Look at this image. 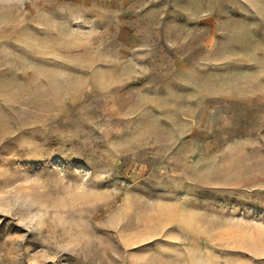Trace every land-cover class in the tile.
Instances as JSON below:
<instances>
[{"label":"rangeland","instance_id":"obj_1","mask_svg":"<svg viewBox=\"0 0 264 264\" xmlns=\"http://www.w3.org/2000/svg\"><path fill=\"white\" fill-rule=\"evenodd\" d=\"M0 264H264V0H0Z\"/></svg>","mask_w":264,"mask_h":264}]
</instances>
